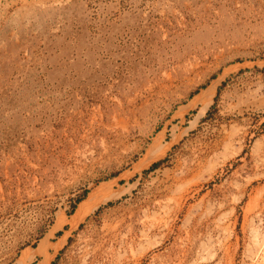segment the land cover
<instances>
[{
  "label": "rangeland",
  "instance_id": "374dc122",
  "mask_svg": "<svg viewBox=\"0 0 264 264\" xmlns=\"http://www.w3.org/2000/svg\"><path fill=\"white\" fill-rule=\"evenodd\" d=\"M0 264H264V0H0Z\"/></svg>",
  "mask_w": 264,
  "mask_h": 264
}]
</instances>
